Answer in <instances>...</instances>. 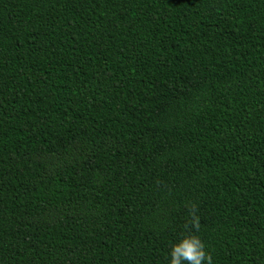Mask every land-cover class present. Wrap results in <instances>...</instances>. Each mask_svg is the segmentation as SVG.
<instances>
[{
    "label": "trees",
    "instance_id": "1",
    "mask_svg": "<svg viewBox=\"0 0 264 264\" xmlns=\"http://www.w3.org/2000/svg\"><path fill=\"white\" fill-rule=\"evenodd\" d=\"M264 264V0H0V264Z\"/></svg>",
    "mask_w": 264,
    "mask_h": 264
},
{
    "label": "clouds",
    "instance_id": "2",
    "mask_svg": "<svg viewBox=\"0 0 264 264\" xmlns=\"http://www.w3.org/2000/svg\"><path fill=\"white\" fill-rule=\"evenodd\" d=\"M193 231L185 232L174 241L168 251V264H211V258L206 252V246L200 236L198 217L195 215V205L188 203Z\"/></svg>",
    "mask_w": 264,
    "mask_h": 264
}]
</instances>
